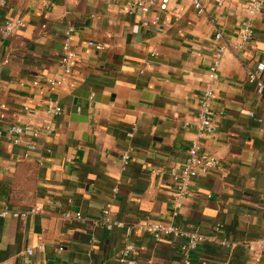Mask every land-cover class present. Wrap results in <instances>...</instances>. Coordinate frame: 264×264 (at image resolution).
Segmentation results:
<instances>
[{"label":"crops","instance_id":"obj_1","mask_svg":"<svg viewBox=\"0 0 264 264\" xmlns=\"http://www.w3.org/2000/svg\"><path fill=\"white\" fill-rule=\"evenodd\" d=\"M132 1L6 0L0 7V25L24 23L13 36H0V103L6 105L0 130L28 123L41 132L25 138L36 146L31 151L0 138V211L37 210L0 217V264H120L122 230L110 233L97 224L108 203L112 218L128 225L147 220L203 234L220 225L234 248L202 244L191 264H255L243 244L264 236V100L247 74L264 63V5L252 21L251 41L237 50L245 0H222L221 6L202 0L201 16L192 0H170L166 12L157 10L159 0H143L152 3L147 14H124L122 6ZM155 16V25H141ZM70 26L78 60L65 84L49 92L43 83L58 73ZM218 46L225 47L211 106L218 128L202 145L224 170L198 177L174 217L171 170L185 161L195 138L198 97ZM144 62L151 66L143 69ZM49 99L61 106L59 116L46 114ZM64 213H80L82 220H65ZM129 239L137 264L182 262V240L156 243L136 230ZM257 264H264V252Z\"/></svg>","mask_w":264,"mask_h":264},{"label":"built area","instance_id":"obj_2","mask_svg":"<svg viewBox=\"0 0 264 264\" xmlns=\"http://www.w3.org/2000/svg\"><path fill=\"white\" fill-rule=\"evenodd\" d=\"M6 0H0V7H4ZM170 0H159L157 5V10L159 12H166L168 10V4ZM223 4L222 0H218L217 5L221 6ZM264 5V0H245L244 11L245 20L238 31L239 41L235 45L237 50H242L251 41L253 37V25L252 21L254 17L259 14ZM152 6V3H146L143 0H133L132 2H127L122 6V12L127 15H132L136 12L141 14H147ZM192 7L197 13V15L204 14V7L202 0H192ZM159 18L155 16L152 20L143 19L141 25L143 27H148L155 25ZM24 23L21 19L6 20L0 25V36L11 37L16 32L21 30ZM74 29L70 26L64 31V38L61 48V56L58 62V73L54 77L46 78L43 83L44 87L49 91L53 92L61 88L65 82L71 76L78 56L72 49V39H73ZM222 38L221 33L217 32L215 34V41H220ZM89 47L95 49L96 51H101L104 47L100 44L94 42H88ZM225 47L218 46L214 49L213 57L209 69L207 71V76L205 80V86L198 97V107L195 116V126L196 135L194 140L191 141V145L187 150V157L185 161L178 167L171 170V177L174 183V194L171 201L172 204V216L177 217L183 207L184 201L188 198L190 194V189L193 182L200 176L214 175L221 176L223 173V165L221 160L214 154L207 152L202 145V141L208 138H213L217 134L218 126L213 120L212 114V102L214 98V85L218 81V68L220 66L222 56ZM155 55V52H153ZM3 65L8 64V60L2 62ZM143 69L151 66L150 62H144ZM142 70L139 72L142 73ZM264 72V63L260 62L255 65V68L250 69L247 74V81L249 84H255L257 87L258 94L262 95L264 100V84L262 81V74ZM32 85L35 87L42 86L40 82L34 81ZM5 104L0 103V109H4ZM23 111L28 112V107H24ZM45 112L47 115L56 117L62 112L61 106L54 100L46 101ZM249 117H253L252 113H248ZM188 122L184 123L187 127ZM43 133L46 136L52 134V127L50 124H46L43 128ZM41 132L37 130L34 126L28 123H14L9 125L5 131L0 130V138L5 137L15 146H25L28 151L35 150L36 146L34 143H26L25 138L30 137L32 139L38 138ZM131 149L126 150L120 160L122 170H125L126 166L130 162ZM23 159H28V154L23 155ZM39 164L44 162V158H39ZM159 171H156L157 173ZM116 192V189L113 190ZM210 197V196H209ZM37 210H30L24 212H10L8 208H4L0 211V217H6L11 215L13 218L25 217L29 213H34ZM62 217L65 220L81 221L82 216L80 213H64ZM98 226L106 230L107 232H113L115 230H122L124 234V246L119 252L118 261L120 264H137L135 259L136 246L130 241V237L134 230L150 236L156 243L160 242L165 237H172L176 240H182L179 247L182 262L181 264H191L192 253L197 250V248L202 244H210L217 246L228 251L234 248V244L228 239L222 236V227L216 225L208 234H203L199 229H185L171 223H159V222H149L147 220L134 222L131 225L125 224L120 221H116L111 215V205L108 203L101 210L98 220ZM95 243V240L91 241V246ZM243 247L251 254L255 264L259 263L261 254L264 252V236L255 241L247 242L243 244ZM38 251L42 249L41 245L36 247ZM61 251V248L58 249ZM26 255L31 256L33 254L32 249L26 250ZM145 264H153L151 259H148Z\"/></svg>","mask_w":264,"mask_h":264}]
</instances>
